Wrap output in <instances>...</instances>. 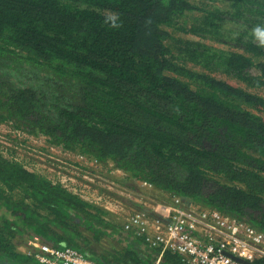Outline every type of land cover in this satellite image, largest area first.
Segmentation results:
<instances>
[{
  "label": "trees",
  "instance_id": "trees-1",
  "mask_svg": "<svg viewBox=\"0 0 264 264\" xmlns=\"http://www.w3.org/2000/svg\"><path fill=\"white\" fill-rule=\"evenodd\" d=\"M224 1L0 0V124L112 164L118 190L264 232V0L209 11ZM34 238L97 264H184L0 152V264H42L21 250Z\"/></svg>",
  "mask_w": 264,
  "mask_h": 264
},
{
  "label": "built area",
  "instance_id": "built-area-1",
  "mask_svg": "<svg viewBox=\"0 0 264 264\" xmlns=\"http://www.w3.org/2000/svg\"><path fill=\"white\" fill-rule=\"evenodd\" d=\"M64 186L68 188V185ZM140 186L152 192L151 184L143 182ZM117 191L119 195L143 205V208L132 211L97 190L81 191L85 195L79 190L75 193L122 217L124 227L144 236L150 246L161 248V254L166 251L178 254L184 264L264 262V232L248 223L216 209L185 203L179 197L161 202L154 197H138L133 192ZM21 250L34 255L42 264H97L71 248H54L42 243L39 238H34Z\"/></svg>",
  "mask_w": 264,
  "mask_h": 264
},
{
  "label": "rangeland",
  "instance_id": "rangeland-1",
  "mask_svg": "<svg viewBox=\"0 0 264 264\" xmlns=\"http://www.w3.org/2000/svg\"><path fill=\"white\" fill-rule=\"evenodd\" d=\"M191 1L198 4L201 2V0ZM228 6L229 1L226 0L212 5L209 11L216 8L226 10ZM205 8L208 10L207 7ZM200 14H196L195 17ZM183 37L193 40L197 39L186 35H183ZM205 42L211 46L232 51V48L225 45L212 41ZM47 141L44 136L33 137L14 130L10 124H0V152L6 157L17 159L29 171L45 175L56 183L65 182L63 184L68 185V189L73 193L77 192V190L87 192L89 189L95 191L99 189L107 190V188L117 191V185L113 181H125L126 177L121 172L113 169L112 164L104 167L98 166L90 159L53 147ZM87 185L92 186L87 188ZM102 185L105 188H101L103 187ZM82 194L85 195L84 193Z\"/></svg>",
  "mask_w": 264,
  "mask_h": 264
},
{
  "label": "water",
  "instance_id": "water-1",
  "mask_svg": "<svg viewBox=\"0 0 264 264\" xmlns=\"http://www.w3.org/2000/svg\"><path fill=\"white\" fill-rule=\"evenodd\" d=\"M240 260V259H239ZM240 261H242V260H240ZM247 264H250V263H247Z\"/></svg>",
  "mask_w": 264,
  "mask_h": 264
},
{
  "label": "crops",
  "instance_id": "crops-1",
  "mask_svg": "<svg viewBox=\"0 0 264 264\" xmlns=\"http://www.w3.org/2000/svg\"><path fill=\"white\" fill-rule=\"evenodd\" d=\"M118 247H119V245H118Z\"/></svg>",
  "mask_w": 264,
  "mask_h": 264
},
{
  "label": "bare ground",
  "instance_id": "bare-ground-1",
  "mask_svg": "<svg viewBox=\"0 0 264 264\" xmlns=\"http://www.w3.org/2000/svg\"><path fill=\"white\" fill-rule=\"evenodd\" d=\"M32 241V240H31Z\"/></svg>",
  "mask_w": 264,
  "mask_h": 264
}]
</instances>
